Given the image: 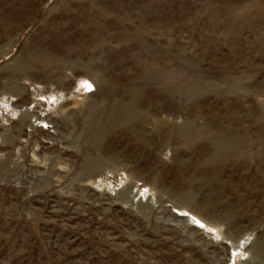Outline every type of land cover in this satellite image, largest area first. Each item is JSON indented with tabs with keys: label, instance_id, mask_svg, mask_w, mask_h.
Wrapping results in <instances>:
<instances>
[{
	"label": "rangeland",
	"instance_id": "rangeland-1",
	"mask_svg": "<svg viewBox=\"0 0 264 264\" xmlns=\"http://www.w3.org/2000/svg\"><path fill=\"white\" fill-rule=\"evenodd\" d=\"M0 264H264V0H0Z\"/></svg>",
	"mask_w": 264,
	"mask_h": 264
}]
</instances>
